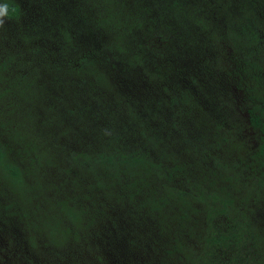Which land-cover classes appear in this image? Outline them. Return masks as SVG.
I'll use <instances>...</instances> for the list:
<instances>
[{"label":"trees","instance_id":"trees-1","mask_svg":"<svg viewBox=\"0 0 264 264\" xmlns=\"http://www.w3.org/2000/svg\"><path fill=\"white\" fill-rule=\"evenodd\" d=\"M0 264H264V0H0Z\"/></svg>","mask_w":264,"mask_h":264},{"label":"clouds","instance_id":"clouds-1","mask_svg":"<svg viewBox=\"0 0 264 264\" xmlns=\"http://www.w3.org/2000/svg\"><path fill=\"white\" fill-rule=\"evenodd\" d=\"M9 14V5L8 4H0V26L5 23V17Z\"/></svg>","mask_w":264,"mask_h":264}]
</instances>
